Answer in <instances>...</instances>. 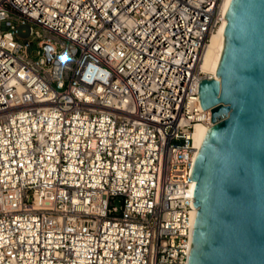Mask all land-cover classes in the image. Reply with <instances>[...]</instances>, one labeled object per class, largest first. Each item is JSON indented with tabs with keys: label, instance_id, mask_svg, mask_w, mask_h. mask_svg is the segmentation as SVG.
Here are the masks:
<instances>
[{
	"label": "built area",
	"instance_id": "2783aa9c",
	"mask_svg": "<svg viewBox=\"0 0 264 264\" xmlns=\"http://www.w3.org/2000/svg\"><path fill=\"white\" fill-rule=\"evenodd\" d=\"M224 3L0 0V264L188 263Z\"/></svg>",
	"mask_w": 264,
	"mask_h": 264
},
{
	"label": "water",
	"instance_id": "95a60500",
	"mask_svg": "<svg viewBox=\"0 0 264 264\" xmlns=\"http://www.w3.org/2000/svg\"><path fill=\"white\" fill-rule=\"evenodd\" d=\"M225 17L219 78L199 87L214 125L192 169L187 264H264V0H231Z\"/></svg>",
	"mask_w": 264,
	"mask_h": 264
},
{
	"label": "bare ground",
	"instance_id": "6f19581e",
	"mask_svg": "<svg viewBox=\"0 0 264 264\" xmlns=\"http://www.w3.org/2000/svg\"><path fill=\"white\" fill-rule=\"evenodd\" d=\"M231 0H225L224 3V13L226 15L227 9L230 5ZM227 18L224 22L220 25L217 31L211 36L210 43L208 44L204 54H203V61L201 64V72L211 79L219 78L217 76V70L219 68L220 62L222 60L223 51L225 49L226 37L224 36L225 29L227 26ZM206 129H209L204 124L198 123L194 128V141L195 147L197 149V153L203 144V133ZM194 212H197L195 209ZM194 216V214H193Z\"/></svg>",
	"mask_w": 264,
	"mask_h": 264
},
{
	"label": "rangeland",
	"instance_id": "374dc122",
	"mask_svg": "<svg viewBox=\"0 0 264 264\" xmlns=\"http://www.w3.org/2000/svg\"><path fill=\"white\" fill-rule=\"evenodd\" d=\"M19 39L24 44H26L27 41L32 42V44L27 49V54L32 60L38 61L41 58V56H44V48L39 46V42L36 38H34V37L22 38L21 37ZM117 205H120V204L117 203Z\"/></svg>",
	"mask_w": 264,
	"mask_h": 264
}]
</instances>
